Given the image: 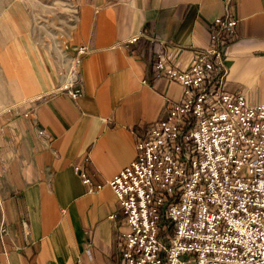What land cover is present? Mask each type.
Here are the masks:
<instances>
[{
    "label": "crops",
    "instance_id": "crops-1",
    "mask_svg": "<svg viewBox=\"0 0 264 264\" xmlns=\"http://www.w3.org/2000/svg\"><path fill=\"white\" fill-rule=\"evenodd\" d=\"M228 2L237 23L224 89L256 105L264 102V0H73L71 22L56 26L61 38L51 23L37 33L32 6L8 7L0 17V264H122L127 223L108 180L133 160L135 137L182 95L179 83L155 76L154 45L129 39L153 34L186 66ZM80 46L87 51L68 80ZM67 84L81 95L71 97ZM76 166L101 187L89 191Z\"/></svg>",
    "mask_w": 264,
    "mask_h": 264
},
{
    "label": "built area",
    "instance_id": "built-area-1",
    "mask_svg": "<svg viewBox=\"0 0 264 264\" xmlns=\"http://www.w3.org/2000/svg\"><path fill=\"white\" fill-rule=\"evenodd\" d=\"M230 8L186 66L170 61L153 34L129 39L154 45L155 76L179 83L182 95L135 137L133 160L108 180L127 223L122 264H264V102L224 89L237 23ZM86 51L76 49L73 77ZM65 86L73 98L82 93ZM75 170L89 191L101 187Z\"/></svg>",
    "mask_w": 264,
    "mask_h": 264
},
{
    "label": "rangeland",
    "instance_id": "rangeland-1",
    "mask_svg": "<svg viewBox=\"0 0 264 264\" xmlns=\"http://www.w3.org/2000/svg\"><path fill=\"white\" fill-rule=\"evenodd\" d=\"M72 1L73 0H0V17L3 16V14L8 10L9 6L15 5L16 7H19L17 8V11L21 12L25 10L26 12L28 6L30 5L32 6L31 7V12L33 10L32 18H34V24L36 25L34 26L36 27L37 33L39 34L43 32V29H41L40 27H44L46 24L51 23L49 29H53V31L58 33L59 38H61L62 36L60 35V33L62 31H60V27H56V26H61V24H65V22L67 24L71 22L72 16L71 14L69 15V13H71L72 8L71 5L68 3ZM46 27L49 26L46 25ZM42 34H45V32H43ZM42 39H45L44 36ZM46 40L47 39H45L44 42ZM72 66L73 65L70 63H67L66 65V69H67L66 77L68 78V80H70L73 77L72 76L73 74L70 72ZM2 90L3 88L1 89V91ZM3 226L6 228V225L4 223L0 225V228Z\"/></svg>",
    "mask_w": 264,
    "mask_h": 264
},
{
    "label": "bare ground",
    "instance_id": "bare-ground-1",
    "mask_svg": "<svg viewBox=\"0 0 264 264\" xmlns=\"http://www.w3.org/2000/svg\"><path fill=\"white\" fill-rule=\"evenodd\" d=\"M71 64L73 65L74 63H71ZM70 70H71L70 72H71L72 74H74V71H73V66L71 67V69H70Z\"/></svg>",
    "mask_w": 264,
    "mask_h": 264
}]
</instances>
